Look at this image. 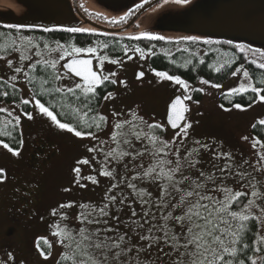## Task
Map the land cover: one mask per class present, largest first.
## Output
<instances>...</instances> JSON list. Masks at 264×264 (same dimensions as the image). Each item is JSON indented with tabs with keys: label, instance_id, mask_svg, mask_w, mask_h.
Segmentation results:
<instances>
[{
	"label": "snow or ice",
	"instance_id": "snow-or-ice-1",
	"mask_svg": "<svg viewBox=\"0 0 264 264\" xmlns=\"http://www.w3.org/2000/svg\"><path fill=\"white\" fill-rule=\"evenodd\" d=\"M175 2L188 3L189 0ZM105 19L107 20L106 17ZM127 22L128 16L108 21L111 25ZM3 27L10 31H0V40H3L0 43V61L6 62L11 74L6 78L0 76V98L5 102L10 99L12 103L9 106H0V146L7 149L12 156L19 157L24 146L22 120L32 121L35 115H40L58 131L71 134L79 140L94 142L83 145L91 155L75 161L72 169L75 186H99L98 176L114 181L107 188L99 205L70 201L51 209L50 216L56 219L49 224V228L62 249L56 264H133V261L135 264H149L140 261V254L160 245H163L159 247L161 252L164 247L170 249L165 255L172 257L171 264H264V180L254 175H264V139L259 135L251 137V148L256 154V161L251 164L244 160L241 165H236L231 152L214 151L208 143L199 139H193V146L187 148L185 142L193 128V122L187 117L191 111L187 102L199 104V101L193 100L192 93L207 94L205 88L193 87L178 74L155 69L151 71L159 78L158 82L166 80L179 86L180 94L168 105L166 124L155 121L154 118L150 122L138 111L132 110L126 116L123 112L112 111L110 120L109 115L102 113L99 101L101 98L104 101L116 98L114 92L107 91L108 85L119 83L120 86L127 87L126 80L117 81V72L104 71L106 62L121 68L125 62L122 57L113 58L109 54L111 42H96L95 46L85 47L55 41L53 46L47 41H36L33 37L21 34L22 26L8 24ZM44 31L52 30L46 28ZM63 31L108 35L97 33L94 28L84 27H68ZM127 39L175 43L177 53L188 54L183 63L176 66L185 69L191 67L193 70V60H198L200 65H205L206 61L198 56L197 51H190L187 46L179 47L181 43H222L201 40L197 36H183L171 41L166 40L163 35H155L149 31L131 34ZM223 43L232 44L231 41ZM155 47V44L148 48L125 44L121 46V50L123 57L129 61L137 54L144 60L156 55ZM233 48L236 52L231 54L221 53L219 48H210L204 52L205 56L210 51L217 55L216 61L207 65L209 68L216 73L231 70V76L239 77L238 86L221 93L222 98L228 99L231 104L230 107H225L223 103L219 105L226 112L233 109L246 111L253 104L264 102V95L261 94L264 93V50L243 44H235ZM115 51L112 48V52ZM162 51L170 58L171 63L176 64L171 50ZM236 53L242 54L247 64L260 70L259 74L251 72L244 63L233 69L239 59ZM13 54L16 55V60L9 58ZM144 75L140 71L136 78L140 80ZM198 79L200 85L211 89L223 88L221 83L202 77ZM64 81H70V84ZM25 87L28 91L27 97L24 95ZM98 89H103L106 94L101 97ZM247 93L254 94L247 107L232 102V97ZM258 125L264 126V119H259L251 127L256 130ZM109 127L111 131L108 138H102L99 134ZM169 127L174 130L170 139L165 135ZM242 140L249 141L250 137L245 135ZM7 141L18 144V147H11ZM181 147L185 149L183 155ZM201 150L212 151L213 160L223 159L227 163L223 166L213 165L212 172L200 169L198 165L201 164ZM101 156L102 160L99 159ZM145 158L149 161L147 166L144 163ZM137 161L139 162L136 163ZM94 162L99 164V170ZM121 165L125 173L134 172L130 179L127 175L120 176L118 168ZM243 165H248L253 171L249 172L246 168L239 170ZM82 166H87L90 174L83 175ZM234 167L237 168L235 172L232 171ZM192 170L197 175L193 176ZM236 177H239L241 184L239 188L228 182L229 178ZM4 179L5 170L0 168V183ZM122 181L142 209L140 220L133 219L129 225H134L133 230L138 236L137 243H132V236L128 232L120 231L118 223H110L120 220L118 215H112V208L119 204L122 211V206L129 199L123 193L119 197L112 194ZM133 181H147L151 185H158L155 200L151 191L138 187ZM63 190L71 191L70 188ZM73 207L80 209L75 217L79 227L69 224L68 221L72 219L69 212L62 211ZM153 207L156 211L152 210ZM137 215V211L133 209L131 216L134 218ZM157 220L160 222L157 223ZM41 239L49 250H40V255L47 260L52 256L53 244L47 238ZM37 248H40L39 243ZM8 256L14 264V256L11 253Z\"/></svg>",
	"mask_w": 264,
	"mask_h": 264
},
{
	"label": "rangeland",
	"instance_id": "rangeland-1",
	"mask_svg": "<svg viewBox=\"0 0 264 264\" xmlns=\"http://www.w3.org/2000/svg\"><path fill=\"white\" fill-rule=\"evenodd\" d=\"M58 3L61 0H57ZM131 1L133 0H80L79 10L86 16L81 17L83 24L78 27L94 28L103 31L114 30L108 23L113 18L123 16L129 8H131ZM217 2L216 4L213 3ZM66 5L64 8L69 10L74 6L72 0H65ZM236 0H193L191 3H176L175 1H167L153 9H150L138 21V33L141 31H149L155 35H163L166 40L176 41L183 36H197L201 40H212L210 35H200L193 33V29L198 27L195 21V15L201 10L200 5L203 6L202 14L206 13V17L212 18V23L221 18H224L227 8L231 9V14L228 20L225 21V26L236 29L240 20L241 13L238 10ZM59 5V4H57ZM48 0H0V22L4 25L20 23L24 25L45 27L39 23L40 14L48 11ZM198 9V10H197ZM184 10L186 13H183ZM56 12V11H55ZM57 13V12H56ZM106 17L100 19L96 15ZM68 15L60 16L59 26L62 28L74 27V20H70ZM194 16V17H192ZM203 16V15H202ZM49 22V20H47ZM52 24L51 26H55ZM204 25L209 29V32L220 31V29L212 24L205 22ZM50 26V27H51ZM172 26H180L179 29H171ZM184 27L188 28L186 30ZM117 29V28H116ZM115 29V30H116ZM224 29V28H223ZM114 30V31H115ZM238 39H231L232 43ZM251 48H257L254 42H247ZM95 46V45H91ZM264 50V46L258 47ZM16 60L15 54L9 57ZM150 57L141 60L138 54L133 60H127L123 63V67L105 63L104 71L117 72L116 79H123L127 81V87L116 85L114 91L116 98L104 101L101 106L103 114H107L111 118V112H123L125 116L129 110L138 111L145 119L153 122L160 121L166 124L167 109L169 103L176 95L180 94L178 91L179 86L173 85L170 81L158 82V79L151 69L149 63ZM143 71L145 73L143 79L136 78L137 73ZM11 72L6 66L5 61H0V76L5 78ZM70 84V81H64ZM193 87L205 88V93H201V98L196 100L192 93V98L199 101V104L188 101L191 111L188 113V119L193 122V128L190 130L191 135L185 142L187 148H191L192 140L199 139L202 142L208 143L210 149L214 151L231 152L234 157V163L241 165L244 160L249 163H255L256 154L255 150L251 148L252 124L256 123L259 119H264V102L255 103L252 107L247 108L246 111L233 109L230 112L223 111L220 105V97L222 92H226L232 87L239 84V77L231 76L228 81L222 83L223 88L211 89L206 85H200L199 80L196 83H191ZM24 87L23 85H20ZM24 95L27 97V88H24ZM10 104L0 103V106H9ZM24 146L19 157H14L0 146V168L5 170V179L0 183V264H13L9 259L8 253L14 256V264H56L59 253L62 251L61 247L56 243V237L51 235L49 224L56 218L50 216L52 208L57 207L60 203L77 202L99 205L102 203L105 192L110 187L111 181L106 177H99V186L88 184L87 188H80L74 185V174L72 169L75 161L83 156H90L84 149V144L94 143L88 140H79L71 136V134L60 132L52 127L44 117L35 115L34 120H22ZM111 127L99 135L107 139ZM167 138L174 135V131L169 130L165 134ZM248 135L249 141L242 140V137ZM42 147V153L38 157V164L32 165L30 156L33 155L35 150ZM139 147V145H137ZM184 147H181V154H184ZM103 159V157H99ZM201 164L198 165L200 169L212 172L213 165L223 166L227 161L213 160L212 151L201 150L199 157ZM137 161L136 163H138ZM148 159L145 158L144 163L147 166ZM95 164V162H94ZM115 167V165H113ZM99 170V164H95ZM131 168L132 165L130 164ZM247 169L252 172L253 169L248 165H243L239 170ZM233 172L237 168L232 169ZM120 176L127 175L130 179L134 172L125 173L123 166L118 168ZM82 174H90V169L87 166H82ZM193 176L197 175L195 170H192ZM258 179L264 180V175L254 173ZM120 177L118 176V179ZM229 184L235 187H241L239 177L235 179L229 178ZM84 183H88L84 181ZM137 183L138 187L146 188L153 193V199L158 195V185H151L147 181ZM125 182L122 181L120 187L113 190L112 194L118 197L123 193L129 199L122 206L117 204L112 208V215L120 217L119 222L111 221V224H117L122 232H128L132 236V243H137L138 236H136L134 225H131L133 219L139 221L140 213L142 212L141 206L138 201L130 194L131 190L124 186ZM70 188L71 191L65 192L63 189ZM24 191L33 192L37 197V207L30 211V214L25 218L16 233L9 234L10 230V206L14 203L15 198L19 193ZM131 205V207H129ZM23 207V205L21 206ZM135 209L138 213L137 217H132V210ZM20 210V208H19ZM153 211L156 209L153 207ZM68 211L72 219L68 221L74 227H79L75 221L80 209L73 207ZM159 216V213H157ZM157 223L160 221L157 220ZM147 227V225H145ZM47 238L53 244L52 256L45 260L40 255V248H37V242ZM44 241V240H43ZM145 244L147 242H144ZM160 246H154L152 249L147 250L140 254L139 259L141 262H149V264H171L172 257L165 255L169 253L170 249L164 247V251H159ZM133 254H130L132 256ZM133 264L135 262L133 261Z\"/></svg>",
	"mask_w": 264,
	"mask_h": 264
},
{
	"label": "trees",
	"instance_id": "trees-1",
	"mask_svg": "<svg viewBox=\"0 0 264 264\" xmlns=\"http://www.w3.org/2000/svg\"><path fill=\"white\" fill-rule=\"evenodd\" d=\"M26 29H22V33L23 35L26 36H30L33 37L36 41H47L49 44H52L54 46L55 41H60L61 43H75L77 46H91V45H95L96 42H111L110 43V48H109V54L112 55L113 58L116 57H122L123 59L126 57H123V52L121 50V46L122 45H129V46H139V47H144V48H148L151 47V45L155 44L156 47L154 49V51L156 52L155 56H150L149 59V63L150 66L157 70V71H167L169 74H178L180 75L182 78L186 79L188 82L190 83H196L199 79L198 77H202L204 79H208L212 82H217V83H225L226 81H228V79L231 77L230 75V71H224L222 70L221 73H216L213 69L209 68L207 65L208 64H212L216 61L217 59V55L215 52H209V54L207 56L204 55L205 50L210 49V48H219L221 50V53L223 52H228V53H234L236 52L235 49H225L222 47V43L221 44H213V45H204V44H196V45H185L183 43V46H179L181 48L183 47H189L190 51H197L198 52V56L203 57L206 61L205 65H200L198 60H193V64L195 65V70H193L191 67H189L188 69L182 68V67H177V64H182L184 59L187 58L188 54L184 53H177L176 52V48L177 46L175 45V43H167L166 41H147V40H142V41H130L126 38H123L121 36H100V35H73V34H58V35H52V34H46L44 33L43 35H38V34H34L31 33L29 31H25ZM0 31L2 32H7L10 31L6 28L3 27V25L0 24ZM14 31V30H13ZM213 41V40H212ZM3 40H0V43H2ZM204 46V49H200L199 47ZM230 45V44H229ZM112 48H115L116 51L112 52ZM168 51L171 50L172 53H174V57H172L173 59L176 60V64H173L170 62V58L166 57L163 54V51ZM237 56L239 57L237 64L233 65V69L235 67H237L239 64L244 63L245 66L253 73H257L259 74L260 70L255 69V67L253 65L247 64L244 60H243V55L240 53H236ZM259 86V85H257ZM116 90V85H108L107 91H112L114 92ZM98 92H100L101 97H103V95L106 94V92L103 89H98ZM262 95H264V93H261ZM254 94L252 93H247V94H243V95H236L234 97L231 98L233 103H241L243 104L245 107L248 106V104L250 103V100L252 98ZM201 93H195L194 97L196 100H199L201 97ZM0 103H7V104H11L12 101L9 99L8 101H3V98H0ZM104 100L101 98V100L99 101V106L101 108V106L103 105ZM224 104L225 107H230L231 104L229 103L228 99H224L222 98V96L220 97V104ZM254 105V104H253ZM31 110V109H29ZM103 133V132H102ZM252 134L253 135H259L262 139H264V126L262 125H258L256 130L252 129ZM6 139V138H5ZM10 143V146L15 148L18 147V144L16 143H12L11 141H7ZM42 151V147L40 146L39 148H37L35 150V152L33 153L31 159L33 160L34 163H36L38 161V152ZM36 195L33 192H25V194L23 195V197L21 198V200L16 197L14 200V203L11 205V215L9 217L10 219V230H9V234L11 233H16L17 230L19 229V226L21 224V222L24 219V216L26 215V213H22L19 212V208L21 206V203L23 202L25 204V206L28 205L29 200L35 201L36 199ZM26 208V207H25ZM39 246L41 250H44L45 252H47L48 246L47 244L44 243L43 240H40L39 242Z\"/></svg>",
	"mask_w": 264,
	"mask_h": 264
},
{
	"label": "flooded vegetation",
	"instance_id": "flooded-vegetation-1",
	"mask_svg": "<svg viewBox=\"0 0 264 264\" xmlns=\"http://www.w3.org/2000/svg\"><path fill=\"white\" fill-rule=\"evenodd\" d=\"M167 1H170V2L173 1L174 2L175 0H167ZM192 1L193 0H189V2L187 4L191 3ZM203 1H206V0H203ZM236 1H237L236 3L239 5V2L242 1V0H236ZM253 1H257V0H253ZM72 2L74 3V6L71 7V10H69V15H68L67 9L64 8V6L66 5L65 0H61V2H59V3H58L57 0H48V5H49L48 11L46 13H44V14H40V19H38L39 20L38 22L42 23L45 27H48L47 29H51L52 31H44V28H42V27L30 26V25H28L27 28H22V29H26L25 31H29L31 33L38 34V35H43L44 33L52 34V35H55V36L58 35V34H73V33L64 32L63 31L64 28H62V26L58 25L59 21H61L60 16H65L66 17L67 15H68V18H69V22H70V20H74L75 21L74 27H78L80 24L81 25L83 24L81 17L86 16V15L83 14L79 10V8L77 7V6H79L80 0H72ZM83 2H84V0H83ZM263 2H264V0H263ZM131 3H132L131 4L132 5L131 8H129L127 10V12L123 15V16H128L127 24L112 25L111 26V27H113L112 29H114V28L116 29L117 28L116 30H123V29L127 28V30L125 32H123L122 34H117V35L109 34L108 37L110 35L111 36H121V37L127 39V37L129 35H131V34H138V31H139L138 25H137L138 21L150 9H153L156 6H158V5L162 4V3H165V0H147V2H145V0H133V2L131 1ZM57 4H59V5H57ZM60 4H63L64 6L60 5ZM138 6H141V7H138ZM258 7H259V5L251 6V8H258ZM129 13H131V15H128ZM93 15H96L100 19H105L104 17H101L98 14H93ZM229 15H228V17H229ZM228 17L225 18V19L221 18V21L214 22L212 24V27L217 26L220 29L221 38L223 40V41H220V42H222V47L225 48V49H234L233 45H235V43H234L235 41H239V43L250 47L247 43H242V41H244L245 33L239 32L237 30V28L234 29V28H230V27L225 26L224 23H225V21L228 20ZM47 20H49V22H47ZM52 24H56V25L55 26H51ZM263 25H264L263 22H261L260 25L247 24L245 31L249 32L252 37H262L263 40H264V30H263V27H262ZM96 31H97V33H106V32H104L102 30H99V29H96ZM206 32H207V30L202 29V28H200L197 31V33L200 34V35H206L207 34ZM73 35H77V36L85 35V36H88L89 34H87V33H77V34H73ZM231 39H238V40H235L230 45L223 43V42L229 41ZM213 41H219V40H213ZM179 46H183V44H180ZM199 48L200 49H204L205 47L202 46V47H199ZM41 153H42V151L38 152V156L37 157H39V155ZM31 157H32V155L29 157L30 160H31V164L33 166L38 164L39 160L36 163H34L33 160L31 159ZM25 192L26 191H24L23 193H19L17 197L21 200V198L23 197ZM37 200H38L37 198L35 199V201L29 200V203H28L27 206H25V204L23 202L21 203V206L23 205V207L20 206L19 212H22V213L25 212L26 213V215L24 216V219L27 218V216L30 214V211L32 209H35L37 207ZM9 212H10V215H11V206H10Z\"/></svg>",
	"mask_w": 264,
	"mask_h": 264
},
{
	"label": "water",
	"instance_id": "water-1",
	"mask_svg": "<svg viewBox=\"0 0 264 264\" xmlns=\"http://www.w3.org/2000/svg\"><path fill=\"white\" fill-rule=\"evenodd\" d=\"M214 4H216L217 2H214ZM238 5V4H237ZM259 5L258 8H251V6H257ZM201 10L197 9L198 11H200L197 15H195V21H197L196 23H198V27L193 29V33H197V31L202 28V29H205L207 30V34L206 35H210V36H213L212 40H219V41H223L222 38H221V32L218 31V30H215V32H209L207 29V27L204 25L205 22L207 23H210V24H213L214 22H219L221 21V19L217 20V21H214L213 23L211 22L212 21V18L210 17L209 21L208 18L206 17V13L202 14L201 11L203 10V6L204 5H201ZM238 10L239 12L241 13L240 15V20H239V23H238V26H237V30L239 32H243L245 33V37H244V41H242V43H249V42H254L256 47H260V46H264V40L262 37H252L250 35L249 32L245 31L246 30V25L247 24H255V25H260L261 22L264 23V2L263 0H257V1H253V0H242L239 2V5H238ZM183 13H186L184 10H182ZM225 11V15H224V19L228 17L229 14H231V9L230 8H227ZM203 15V16H202ZM194 17V16H192ZM0 24L2 25L3 23L0 22ZM4 25V24H3ZM14 25H18V26H22V28H27L28 25H24V24H20V23H15ZM263 27V30H264V25L262 26ZM171 29H179L181 28L180 26H172L170 27ZM185 29L183 30H186L188 28L184 27ZM127 30L126 29H123V30H107V31H104L106 33L109 34H112V35H117V34H122L123 32H125ZM103 31V30H102ZM235 44L239 43V41H235L234 42ZM241 44V43H239ZM94 64H95V61H94ZM143 79V78H142ZM168 109V108H167ZM187 117H188V114H187ZM169 130L171 131H174L172 130L170 127H169Z\"/></svg>",
	"mask_w": 264,
	"mask_h": 264
}]
</instances>
